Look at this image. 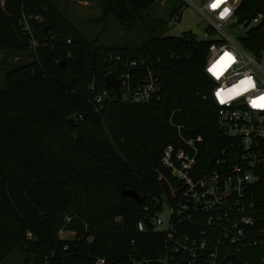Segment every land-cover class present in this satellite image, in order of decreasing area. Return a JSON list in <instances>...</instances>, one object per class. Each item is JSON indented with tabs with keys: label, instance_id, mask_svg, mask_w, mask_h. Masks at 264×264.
<instances>
[{
	"label": "trees",
	"instance_id": "obj_1",
	"mask_svg": "<svg viewBox=\"0 0 264 264\" xmlns=\"http://www.w3.org/2000/svg\"><path fill=\"white\" fill-rule=\"evenodd\" d=\"M239 1L236 17L263 15L241 40L260 56L264 0ZM99 2L103 18L136 25L141 44L97 46L49 0H0V49L29 59L6 70L0 90V264L13 250L24 255L23 264H163L165 234L141 233L137 224L156 213L157 199L171 202L173 180L161 157L177 141L176 126L183 137L202 140L201 173L214 170L216 160L234 162L235 141L218 129L219 108L202 98L211 84L204 73L209 42L192 31L165 35L184 3ZM161 2L158 11L153 6ZM116 57L142 63L159 78L158 101L125 103L106 88ZM91 86L109 93L100 111ZM257 175L249 196L264 214V167ZM60 231L74 237L62 240Z\"/></svg>",
	"mask_w": 264,
	"mask_h": 264
},
{
	"label": "built area",
	"instance_id": "obj_2",
	"mask_svg": "<svg viewBox=\"0 0 264 264\" xmlns=\"http://www.w3.org/2000/svg\"><path fill=\"white\" fill-rule=\"evenodd\" d=\"M180 1L207 20L196 35L209 42L204 73L211 84L202 98L219 108L218 129L235 141L231 150L237 154L234 162L219 159L214 170L201 173L197 166L202 140L183 137L176 126L177 141L168 144L161 157L162 167L173 180L168 182L171 202L157 199L156 213L146 215L137 231L150 228L165 234L169 249L160 261L163 264H264V214L257 212L249 196L260 181L257 171L264 167V50L255 56L242 46V39L234 40L223 31L225 25L238 21L239 0H224L215 10L214 0ZM224 8L229 12L222 17ZM262 20L263 15L257 14L247 25H239L255 27ZM178 21L176 16L175 24ZM30 44L36 46L34 40ZM114 61L110 74L118 81L119 100L133 104L159 100V78L149 68L120 57ZM89 91L97 111L110 100L107 90L96 92L91 86ZM164 206L167 221L158 217Z\"/></svg>",
	"mask_w": 264,
	"mask_h": 264
},
{
	"label": "rangeland",
	"instance_id": "obj_3",
	"mask_svg": "<svg viewBox=\"0 0 264 264\" xmlns=\"http://www.w3.org/2000/svg\"><path fill=\"white\" fill-rule=\"evenodd\" d=\"M57 9L69 20L78 32L89 42L96 41L97 46L104 48L122 45H139L142 42L137 26L120 27L111 17L103 18L102 8L99 0H49ZM199 6V2L195 3ZM165 2H161L153 7L161 10ZM26 20V19H25ZM207 20L192 6L184 4L181 12V18L178 23L169 21L165 25L166 36H179L187 31H201L206 26ZM227 24L223 27L226 35L234 40L243 39L246 33L253 28V25H238L236 28H230ZM29 60L25 56L18 54L14 50L0 49V90L3 87V75L6 70L14 64ZM160 219L168 220L167 207L164 206L162 213L158 214ZM61 232V231H60ZM59 236L70 233L62 231ZM72 234V233H70ZM74 237V234H72ZM72 237V238H73ZM62 239V238H61ZM24 255L17 250H13L1 264H23Z\"/></svg>",
	"mask_w": 264,
	"mask_h": 264
},
{
	"label": "water",
	"instance_id": "obj_4",
	"mask_svg": "<svg viewBox=\"0 0 264 264\" xmlns=\"http://www.w3.org/2000/svg\"><path fill=\"white\" fill-rule=\"evenodd\" d=\"M249 21H250V17L242 16V17L238 18V21L236 23L231 24L229 27L230 28H236L241 23H245V25H247ZM192 32H193L194 35L199 34V31H196V30H194ZM105 85H106V88H110V89L113 90V92L116 95L117 99H120L121 95H120V92H119L118 81L114 78L113 75H108L105 78ZM69 122L72 123V122H74V120L71 119V120H69ZM122 196L123 197L133 198L134 200H136L140 204L143 202V199L140 198L138 195H136L132 191H123L122 192ZM145 222L148 225L150 223L149 218H146ZM72 237H73V235L70 234V233H67V234H64L63 236H61L62 240L71 239Z\"/></svg>",
	"mask_w": 264,
	"mask_h": 264
},
{
	"label": "snow or ice",
	"instance_id": "obj_5",
	"mask_svg": "<svg viewBox=\"0 0 264 264\" xmlns=\"http://www.w3.org/2000/svg\"><path fill=\"white\" fill-rule=\"evenodd\" d=\"M223 2H224V0H214V2L212 3L211 7L215 10ZM228 12H229V9L228 8H224L223 11H222V13H221V16L223 17ZM210 71H212V69H210ZM261 99H264V98H261Z\"/></svg>",
	"mask_w": 264,
	"mask_h": 264
}]
</instances>
